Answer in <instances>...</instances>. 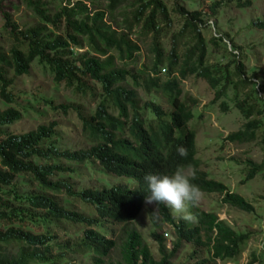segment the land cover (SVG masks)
<instances>
[{"label": "trees", "instance_id": "16d2710c", "mask_svg": "<svg viewBox=\"0 0 264 264\" xmlns=\"http://www.w3.org/2000/svg\"><path fill=\"white\" fill-rule=\"evenodd\" d=\"M3 1L0 0V99L6 108L0 107V193L5 198L0 196V264H59L61 257H52L56 239L52 227L62 221L84 226L81 243L70 250L79 248L91 260L88 264H175L176 255L188 244H192L191 251L181 264H210L239 256L249 235L237 233L215 212L197 205L190 212L194 221H176L168 207L158 204L166 223L175 230L170 253L164 252L163 237L154 234L159 241V259L144 243L142 234L131 226L147 203L143 177L149 173L170 174L178 166L190 173L195 171L193 183L201 192L220 194L222 204L253 211V205L244 197L200 170L196 131L189 127L192 108L183 95L182 81L193 74L204 78L210 75L205 65L207 46L201 28L208 19L217 16L221 3L211 5V14L188 12L178 6L184 24L173 35L167 51L162 45L167 33L159 20L165 19L169 27L172 21L161 0H137L131 16L122 18L119 30L111 28L104 10L97 8L91 12L83 3L98 0H20L29 14L18 18L3 9ZM127 1L108 0L109 17L117 19L115 13ZM250 4L249 0H237L239 8ZM250 26L264 29V20H256ZM49 27L62 32L54 34ZM135 28H140L141 34L151 41L145 48L148 61L142 63L145 69L136 67L133 71L126 68L127 63L137 66L141 60V47L130 37ZM188 37L195 40L194 44L181 54V42ZM223 39L212 37L211 41L217 45ZM85 45L95 55L78 53L77 49ZM35 62L52 73L57 86L74 87L80 94L87 91L94 94L91 82L100 86L101 99L94 114L87 118L78 113L93 143L88 149L60 150L49 143L56 136L55 121L22 134L2 130L22 118V110L14 106L18 98L16 78L28 76ZM243 68L238 62L232 74L224 73L225 84L218 90L217 98L227 92L232 75L238 78L235 87L252 83ZM209 81L217 86L221 78L210 77ZM139 88L149 95L143 105ZM256 94L254 89L246 101L237 104L247 124L245 129L229 135V140L247 143L255 139L261 122L252 117L264 113V108L257 107L261 98ZM157 96L167 100L171 111H164L156 103ZM249 100L256 102L251 104ZM60 107L68 110L67 105ZM179 146L186 149L185 157L177 154ZM56 158L77 165L88 163L114 179L126 181L76 192L67 178L70 168ZM37 159L46 163L38 164ZM263 170L264 164L254 165L247 178ZM17 176H30L43 192L52 194L24 196L14 189L3 191V187L13 185ZM61 195L78 199L85 209L67 207ZM116 224L124 225V236L121 260L114 263L107 260L117 241L107 236ZM14 246L18 247L16 253L12 251Z\"/></svg>", "mask_w": 264, "mask_h": 264}, {"label": "rangeland", "instance_id": "374dc122", "mask_svg": "<svg viewBox=\"0 0 264 264\" xmlns=\"http://www.w3.org/2000/svg\"><path fill=\"white\" fill-rule=\"evenodd\" d=\"M146 1V0H145ZM166 6L172 25L159 20L161 28L166 34L162 38V45L168 51L171 47L173 35L178 33L184 24V18L177 12L178 6L184 7L188 12L202 11L211 14L210 7L213 3H221L217 16L208 19L207 24H202L201 32L207 46V58L205 65L210 70L208 78L193 74L187 80L182 81L183 95L192 108L193 117L189 122V127L196 131L197 158L200 161V170L208 174L210 178L224 183L231 192L244 197L253 205L252 212L224 205L221 202V195L217 193L202 192L201 199L197 204L201 209L208 212H215L219 219H223L237 233L249 235L248 240L242 245V252L233 259H217L210 264H264V170L257 173L253 178L248 179L247 174L254 165L264 164V113L256 114L252 119L261 122V127L256 131V137L251 142L239 143L228 139L229 135L245 129L247 119L237 104L246 101L248 94L256 89L260 96L257 102L258 109L264 108V29L252 28L250 24L256 20H264V0H249L251 4L239 8L237 0H161ZM248 1V0H243ZM84 4L95 12V9L105 11V20L111 25L113 30H119L122 18L131 16L132 11L138 5L137 0H128L115 13L117 19H111L107 9L108 0H98V2L83 1ZM68 3H65L66 5ZM74 3L70 5L73 6ZM3 9L18 18L27 15L29 12L20 0H4ZM98 11V10H96ZM1 21V18H0ZM54 34H60L61 30L53 29ZM140 28L134 29V34L130 35L133 41H137L141 47V60L136 66L133 62H128L127 69L134 71L136 67L145 69L142 63H148L145 50L151 41L150 37H144ZM164 32V31H163ZM224 37L223 42L218 40V44L212 43V37ZM194 39L188 37L181 42L180 53L194 44ZM233 46V47H232ZM80 54L95 55L89 52L85 45L82 49H77ZM102 58H104L102 56ZM242 63L246 77L252 79L249 85H239L236 76L232 75V83L229 84L227 92L217 98V92L225 84L224 73L232 74L236 70L237 64ZM227 69V71H226ZM256 74L257 76L253 75ZM221 78V83L213 86L209 78ZM223 77V78H222ZM16 89L18 98L15 107L22 110V118L12 126L3 128L6 132L15 134L27 133L41 124L57 123L56 136L52 138L51 144L60 150L77 151L88 149L92 146L91 138L84 131L78 113L83 117H90L101 99V89L96 82H91L94 94L85 92L80 94L74 87L65 84H55L52 73L44 70L37 62L28 76L16 78ZM123 85L130 86L129 83ZM140 93L141 104L148 101L149 95ZM256 94V95H257ZM156 103L160 104L164 111H171L167 100L162 96H157ZM52 101V102H51ZM256 101L249 100L255 104ZM67 105L68 110L64 111L60 105ZM224 104L226 106H224ZM0 99V107L3 106ZM118 114L117 112H115ZM48 142L44 144L46 147ZM36 163H46L37 159ZM56 161L64 167L70 168L67 176L68 181L74 186L77 192L79 189L87 187L110 186L115 183L125 182L119 178L114 179L108 176L100 168L94 169L91 164L77 165L65 160L56 158ZM1 167V164H0ZM190 173V170H188ZM14 189L20 195L52 194L43 192L38 184L30 176H17L10 187H3V191ZM5 198V194L0 193ZM63 203L74 210H84V205L76 198L68 199V196L61 195ZM60 197V196H59ZM191 207L188 208L190 214ZM169 213L176 221H180L181 215L169 209ZM191 220L194 221L192 218ZM143 237L156 259L160 258L159 241L154 234L160 235L164 240V252L170 253L175 240V230L173 226L166 223L165 216L159 209L158 204L146 203L138 218L131 224ZM131 227V228H132ZM108 234V238L117 241V246L107 261H120L121 243L124 236V225H113ZM82 225H73L62 221L52 227L56 234L55 247L51 249L53 256H59V264H88L91 260L87 255L81 253L79 248L71 251L70 248L81 243L83 238ZM192 244H188L176 255L175 264H181L191 251ZM16 246L12 247L13 253L17 251ZM106 261V262H107Z\"/></svg>", "mask_w": 264, "mask_h": 264}, {"label": "clouds", "instance_id": "9594fccd", "mask_svg": "<svg viewBox=\"0 0 264 264\" xmlns=\"http://www.w3.org/2000/svg\"><path fill=\"white\" fill-rule=\"evenodd\" d=\"M180 157L187 155L186 149L179 146L176 149ZM195 171L189 173L185 167H177L170 174L149 173L143 179L147 186V203L164 204L170 210L177 212L181 218L191 220L189 207H195L202 196L200 187L193 183Z\"/></svg>", "mask_w": 264, "mask_h": 264}]
</instances>
